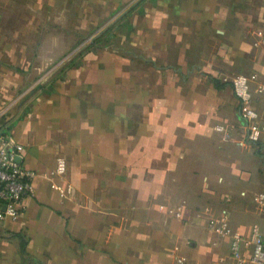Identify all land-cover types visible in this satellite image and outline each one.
Segmentation results:
<instances>
[{"label":"crops","instance_id":"1","mask_svg":"<svg viewBox=\"0 0 264 264\" xmlns=\"http://www.w3.org/2000/svg\"><path fill=\"white\" fill-rule=\"evenodd\" d=\"M54 5L75 28L92 26L93 39L117 24L106 46L73 65L56 57L49 72L32 70L30 56L34 32L45 63L47 23L32 30L27 9V24L0 29V136L11 125L21 163L36 173L22 214L0 225V264H232L229 237L208 222L222 216L243 234L254 224L264 233L254 199L264 191V143L248 137L225 80L246 70L264 80V0Z\"/></svg>","mask_w":264,"mask_h":264},{"label":"built area","instance_id":"2","mask_svg":"<svg viewBox=\"0 0 264 264\" xmlns=\"http://www.w3.org/2000/svg\"><path fill=\"white\" fill-rule=\"evenodd\" d=\"M259 77V73L254 72L239 73L231 80L226 78L239 101L246 132L252 141H264V103L260 105L255 95V90L264 92V82ZM218 128L224 129V126L219 125ZM18 149L11 134L0 136V225L7 217L18 218L22 214L23 198L34 193L33 179L36 173L17 159ZM66 169V158L58 156L55 173L64 174ZM52 185L60 191L61 196L72 193L71 185L64 187L56 182ZM254 199L264 205V191L256 193ZM175 213L181 215V205L175 209ZM208 227L219 235L229 237L232 264H264V233L259 224H254L249 234H243L232 227L228 218L217 216L210 218ZM245 247L249 248L248 253L244 252Z\"/></svg>","mask_w":264,"mask_h":264},{"label":"rangeland","instance_id":"3","mask_svg":"<svg viewBox=\"0 0 264 264\" xmlns=\"http://www.w3.org/2000/svg\"><path fill=\"white\" fill-rule=\"evenodd\" d=\"M54 4L55 0H10V4L7 5V7H11L10 10L3 8L6 4L0 6V11H3V18L0 20L1 30L17 28L27 24L22 20L23 11L26 12L27 9L30 11V27L32 30L37 28L39 18L41 19V23H47V27L44 29L45 31H41V38H44V43L46 44V46H41V56L43 55L41 58L43 59L46 55L45 63L41 61V65L38 64L39 62L37 60L38 48L36 41L38 35L34 34V32L30 35L32 41L30 56L31 58L33 57L32 70H42L43 66H45L49 72V69L54 65L52 60L61 56L63 60L73 57L80 49H83L96 34L95 31H92V26L89 30L75 28L74 24L70 22V18L73 14L69 12H65L63 15L56 14ZM81 34L85 36L82 37ZM21 37V34H19L18 42L22 41ZM76 44L78 45L74 47ZM254 72H258V70H246L227 77L231 80L239 73L251 74ZM259 80H261L260 77ZM261 81L264 82V80ZM254 86H257V84H254ZM255 92L256 99L261 100L260 95H264V92L261 93L257 90H255Z\"/></svg>","mask_w":264,"mask_h":264},{"label":"trees","instance_id":"4","mask_svg":"<svg viewBox=\"0 0 264 264\" xmlns=\"http://www.w3.org/2000/svg\"><path fill=\"white\" fill-rule=\"evenodd\" d=\"M1 1V0H0ZM2 15H3V12H2ZM117 23L109 26L108 28H106L105 30H103L99 35H96V37L92 40V41H89L88 44L83 48L81 49L77 54H75L69 61L68 63L66 64L67 65H73V64H77L80 60V57L87 51V50H98L99 48L101 47H104L106 46L109 42H110V37L112 36V33H113V29L115 28ZM109 41V42H108ZM218 84L219 81L216 80ZM225 82H229L228 80H225ZM29 110V105H27L25 107V109L23 110V112L12 122H16L17 119L21 118L22 116L25 115V113ZM9 126L11 125H8L6 127V129H9ZM3 130L2 131V135H6L7 134V130ZM257 142L258 144H263V140H260V141H255ZM14 235H17L20 237L21 239V242H20V252L24 255V257L26 255H28L26 253V243H27V238L22 234V233H13ZM31 257L28 255L26 257V260L25 261H28V259H30ZM33 264H43L41 261H39V259H34L33 261Z\"/></svg>","mask_w":264,"mask_h":264},{"label":"water","instance_id":"5","mask_svg":"<svg viewBox=\"0 0 264 264\" xmlns=\"http://www.w3.org/2000/svg\"><path fill=\"white\" fill-rule=\"evenodd\" d=\"M17 159H18L19 161H21V160H22V157H21L20 155H17Z\"/></svg>","mask_w":264,"mask_h":264}]
</instances>
